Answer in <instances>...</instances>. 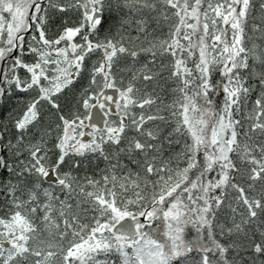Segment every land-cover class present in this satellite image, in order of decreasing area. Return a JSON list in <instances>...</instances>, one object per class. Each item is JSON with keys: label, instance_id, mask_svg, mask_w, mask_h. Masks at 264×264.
I'll return each instance as SVG.
<instances>
[{"label": "snow or ice", "instance_id": "obj_1", "mask_svg": "<svg viewBox=\"0 0 264 264\" xmlns=\"http://www.w3.org/2000/svg\"><path fill=\"white\" fill-rule=\"evenodd\" d=\"M219 3L220 0H209L205 15L214 13ZM6 7L26 9L28 14L24 30L14 41L15 48L4 45L6 32L0 40V48L7 53L0 57V107L7 106L13 98L17 101L14 109L0 112V124L4 126L0 131V193L5 201L0 207V264H145L141 259L143 242L138 237L100 235L101 225L112 215L107 205L119 195L115 191L117 184L125 192L128 184L136 189L131 196L119 200L117 207L139 215L141 219L136 223L145 228L154 224L159 228L161 213L192 211L195 205L197 212L210 215L223 229L220 207L224 202L219 188L227 176V164L215 162L238 133L227 131L222 140L206 135L201 143L184 127L182 111L175 105L191 110L188 93L203 97L208 107L200 111L198 119L207 123L212 117L216 125L222 126L239 102L237 96L230 95L235 89L260 106L262 118L253 115L248 127L253 135L264 136V44L246 47L244 41L248 10H254L252 0H239L234 5L237 20L233 24L241 19L244 23L233 27L227 44L236 46L240 36L242 63L229 62L230 53L224 55V46L210 42L216 62L209 65L207 75L200 65L194 88L192 80L176 68L175 39L182 40L187 35H178L177 24L185 14V6L180 3L0 0V16L4 22H13V12L5 11ZM261 8L264 24V5ZM258 27L253 25L254 30ZM219 38L213 33V41ZM9 60L12 63L5 66ZM117 72L131 75L127 82L121 76L117 85ZM241 72H250L257 85ZM127 93L139 94L141 106L163 100V94L168 93L176 120L158 117L144 129L147 143L138 138L128 145L120 139L100 143L92 132L82 131L89 111L101 97L105 103L111 99L113 103L108 107L115 109L116 101ZM119 108L127 111L123 102ZM166 109L157 104V110ZM5 115L11 117L13 131V137L7 139L9 120L3 119ZM232 119L239 124L234 114ZM126 149L134 154L137 167L127 176H120L116 169ZM89 156L106 162L98 178L79 174L81 163ZM113 159L116 164L111 163ZM149 182L153 191L145 196ZM76 189L81 198L72 203L67 196ZM60 193L67 195L62 197ZM88 212L95 213L91 226L81 220V214ZM18 218L23 220L21 228L15 227ZM256 251L264 255V247L258 246ZM229 255L225 252V264H230ZM191 259L189 252L183 260L177 258L175 264H189ZM167 262L165 257L157 264ZM198 264H210V258L201 254Z\"/></svg>", "mask_w": 264, "mask_h": 264}, {"label": "rangeland", "instance_id": "obj_2", "mask_svg": "<svg viewBox=\"0 0 264 264\" xmlns=\"http://www.w3.org/2000/svg\"><path fill=\"white\" fill-rule=\"evenodd\" d=\"M211 2L216 3L217 0H211ZM252 2L254 10H248V28L244 33L246 47H256L261 45V42L264 43L263 38L259 39L260 34L258 28L255 30L253 29V25L260 23V20L257 19L250 21L252 17L254 18L255 8L259 0H252ZM206 3H209V0H206ZM237 3H239V0H220V3L217 6L220 9H215L214 13L208 12L210 17L206 15L205 19H208L209 22L208 25L204 27V11L208 4H205L204 0H199V3H197L196 6L194 5L192 11L185 13L182 16L181 21L177 26V28H179L183 23H186L188 25H185V30L188 32H195L196 36H194V40H191V55L189 57L186 54L184 58H189V61L196 57L200 59L201 63L197 65H199V67L200 65L204 66L205 75H207L209 65L216 62L213 60L214 50L209 48L210 42H215L224 46V55L230 53V55H228L229 62H235L237 65L242 63L239 55L240 36L238 35L237 37L238 43L236 46L227 47L228 42L231 40L233 27H239L244 23L241 19L238 24H233V22L237 20L236 9L234 7ZM199 5L202 6V8H200ZM220 5L221 7H219ZM228 5H230V7ZM226 7L228 8L227 12L225 10ZM4 10L12 11L14 19L13 22H4L3 16H0V40L4 39V33L6 32L8 38H11L12 48H14V41L16 40L17 34L24 30L28 13L26 9L21 10L11 7H6ZM260 19L262 21V17H260ZM191 21L192 24H190ZM182 33H184V29L181 34ZM213 33H217L220 38L213 41ZM5 41L6 40H4V43ZM177 41L178 39L176 38L175 44H177ZM176 55L178 57L179 52H176ZM216 59H222V57L217 56ZM179 65L176 64V66L180 67ZM182 69L184 70L183 74H186L192 80V87H195L197 74L191 68L187 69L182 67ZM241 75L248 76L249 79V76H251V84L254 86L257 85L256 81L252 79L250 72H241ZM117 85H120V82H118ZM230 95H235L239 98V102L234 105V111L232 110L233 114L235 113V120L239 121V124H235L231 116L222 121V126L216 125L215 120L212 117L208 118L207 123L204 120L202 121L201 119H198L200 111L208 106L205 105L203 97H199V102L197 103L198 96L194 93L188 94L191 98L189 101L191 104V110L187 106V113H185L187 116L185 117V120H195L192 121L193 124L189 126H193L191 131L193 135L196 134L195 136L201 143L203 142V136L206 135L212 137L218 135L221 137L222 135L224 136L227 131L232 130H235L238 133V136L231 140L227 145V148L219 153L221 158L215 162L217 165L227 164V167L224 169L227 176L226 178H223L224 182L219 188L221 199L224 202L220 207V217L225 222V228L231 226V223L227 224L226 222L231 221L234 224L228 232V238L231 243L239 247L244 255L245 262L251 264L259 257L256 248L258 246L262 247L261 242H264V217L261 221V229L263 230L259 231L254 229L257 225L256 222L250 223L249 225L242 223L239 214L235 210L238 205L243 206V203L250 205L248 198L249 195L244 193V184L251 178L253 181H259L260 176H262V173H259L258 170L264 167V136L259 134L253 135L252 132L249 131L248 126L251 123V119L246 118L247 115L243 116L242 110H240V106L250 103L252 109L255 111V117L256 115L259 117L258 112L256 113V107L259 105H253L250 99H245V96L235 89L231 90ZM127 98L138 100L139 96H135L134 93L122 95L120 101L123 102L125 109H128L132 104ZM175 107L180 109L179 104H176ZM245 108L247 109V105ZM121 111L125 112L124 109H121ZM187 117L192 119H188ZM196 126L197 129H195L194 133V127ZM108 133L113 132L109 131ZM125 141L129 140L125 139ZM145 141L148 142L147 139H145ZM254 168L256 171L253 172ZM245 172L248 173L244 175ZM174 182L175 181L172 180V183ZM170 195H175V193H170ZM0 197H4V194L0 193ZM255 201L257 202L254 206V213L255 216L258 217L259 214L257 212L259 209L257 207H263V203L259 198H255ZM184 203L187 204L188 201L185 200ZM108 210L112 215L101 225L100 235L102 237H107L112 234L111 229L109 230L111 220L116 221L117 219L121 220L123 217H128L127 214L122 213L123 211H121L120 207H117L116 202L112 209L108 207ZM185 212L188 213V216L185 215ZM248 212L250 213V211ZM248 220L254 221L249 218ZM209 221H211V223H209ZM244 222L247 223V219H245ZM157 223L159 224V228L154 224L151 228L141 230L138 236L139 240L143 242V256L141 259L145 264H157L158 261H163L165 257L168 258L167 264H175L177 258L183 260L189 252L192 254V259L189 261V264H198L201 254L210 258V264H225V252H231L230 245L226 244L228 242L226 240L222 241L224 235L220 231L216 232V221L208 214L197 212L195 205H193L192 211L179 209L171 210L166 214L161 213L160 219ZM15 227H23V220L21 218H18ZM104 230H108L109 233H106ZM142 233H145L146 235H142ZM84 246L86 247V244ZM129 251H131V249H129ZM236 254L237 253H230L228 257L229 261L232 262L231 257H236ZM237 261L240 262V259H237ZM260 264H264V260H260Z\"/></svg>", "mask_w": 264, "mask_h": 264}, {"label": "trees", "instance_id": "obj_3", "mask_svg": "<svg viewBox=\"0 0 264 264\" xmlns=\"http://www.w3.org/2000/svg\"><path fill=\"white\" fill-rule=\"evenodd\" d=\"M194 1V3H195V0H193ZM213 1V0H212ZM260 1V0H259ZM190 2V1H189ZM198 2H199V0H198ZM202 3V2H201ZM204 3L205 4H208V3H206V0H204ZM231 4V3H230ZM261 2H258L257 3V6H256V8H255V13H254V18L252 17L251 19H250V21L251 20H256V19H259L260 18V16H261V10H260V6H261ZM206 6V5H205ZM229 7H230V5H228ZM199 7L200 8H202V6H200L199 5ZM219 7H221V5L219 6ZM216 9H220V8H218V7H216ZM257 14H258V16H257ZM207 16H209L210 17V14H206ZM206 15H205V11H204V27L206 26V25H208V22H209V20L208 19H205V17H206ZM173 20H175L176 19V17H173L172 18ZM181 21V19L179 20V22ZM111 23V22H110ZM179 24V23H178ZM178 24H177V26H178ZM195 28V27H194ZM189 36H191V40L193 39L194 40V36H195V32L194 33H192L191 35H189ZM183 38H185V37H183ZM188 38L189 37H187V39H185V40H188ZM4 45L5 46H10L9 45V43L7 44V40L5 41V43H4ZM2 51H5V48H1V51H0V55H3V53H2ZM7 53H5V55H6ZM191 67V66H190ZM163 95H167V93H164ZM161 101V100H160ZM160 101H157L158 102V104H160ZM156 102V103H157ZM16 104H17V101H16V99L15 98H13V99H11L9 102H8V105L7 106H3V107H0V112H4V113H6L8 110H10V109H14V107L16 106ZM14 114V113H13ZM165 117H167L166 115H165ZM174 117V115L173 114H171V115H169V118H173ZM3 119H7V120H9V124H8V130L5 132V137H6V139L7 138H12L13 137V131H12V125H11V117H8V116H4L3 117ZM4 130V126H3V124H0V131H3ZM1 143H3V142H1ZM5 147H7V145L5 144ZM105 161L104 160H102V159H100L98 156L97 157H93V156H89V158L87 159V160H85V161H83L82 163H81V168H80V170H79V174L81 175V176H83L85 173H87L88 175H96L97 176V178L99 177V174H100V171H101V169H103L104 167H105ZM111 163H113V164H116V162L114 161V160H112L111 161ZM85 164H87L88 165V167H85ZM119 170H120V167L118 166L117 167V169H116V171L117 172H119ZM259 171V170H258ZM260 172V171H259ZM261 173V172H260ZM264 169H263V171H262V176H261V180L260 181H258V183H257V186H254V182H251L250 184L252 185L250 188H249V190L251 191V192H249V193H246V195H249L248 196V198H249V203H250V206L252 207V209H253V212L255 211V205H256V202L257 201H255V194L257 193V192H259V190L260 189H263V186H264ZM260 182H261V185H260ZM258 185H260V188H258L259 186ZM75 187V186H74ZM109 187H110V185H109ZM77 193L76 194H78V192H79V189H76L75 190ZM76 194H74V195H76ZM263 194H264V191H263ZM82 195V194H81ZM81 198V196H79V199ZM77 202V201H76ZM76 202H74V203H76ZM4 203H5V201H4V197H2L1 199H0V207H2L3 205H4ZM260 211L258 212V214H259V216L257 217V216H254L253 217V215H251V216H249V219H257L258 220V222H260L261 221V218H262V213H261V211H262V207H257ZM87 214H89L90 215V220H87V221H84L85 223H88L90 226L92 225V217L95 215V213H92V212H88ZM81 220H82V218H81ZM245 225H249V223H244ZM69 239H71V237L69 238ZM65 243H67V241L65 242ZM233 253H237L236 254V257H231V259H232V263L234 264V263H236V262H238L237 261V259H243L244 258V255H243V253L240 251V249H239V247H237L236 246V249H234V251H233ZM231 262V261H230ZM239 264H241V263H239Z\"/></svg>", "mask_w": 264, "mask_h": 264}, {"label": "water", "instance_id": "obj_4", "mask_svg": "<svg viewBox=\"0 0 264 264\" xmlns=\"http://www.w3.org/2000/svg\"><path fill=\"white\" fill-rule=\"evenodd\" d=\"M111 94V93H110ZM93 120H96V121H99V119H98V114H94L93 115ZM136 221L137 220H135V221H132V220H126V221H124V222H122V223H120V225H118V227L115 229V231L116 232H119V233H121V234H127V235H130V236H133V235H135V231H134V229L131 227L132 225H138L137 223H136ZM121 225H124V227L123 228H121Z\"/></svg>", "mask_w": 264, "mask_h": 264}]
</instances>
